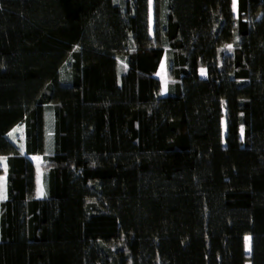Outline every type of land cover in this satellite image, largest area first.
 <instances>
[{
  "label": "trees",
  "instance_id": "trees-1",
  "mask_svg": "<svg viewBox=\"0 0 264 264\" xmlns=\"http://www.w3.org/2000/svg\"><path fill=\"white\" fill-rule=\"evenodd\" d=\"M236 10L0 0V264H264V0Z\"/></svg>",
  "mask_w": 264,
  "mask_h": 264
},
{
  "label": "rangeland",
  "instance_id": "rangeland-1",
  "mask_svg": "<svg viewBox=\"0 0 264 264\" xmlns=\"http://www.w3.org/2000/svg\"><path fill=\"white\" fill-rule=\"evenodd\" d=\"M235 13H237V10H236V0H235ZM203 69V68H202ZM202 69H200V76L201 77H205L206 76V70L205 69H203L204 70V74L202 75L201 74V70ZM157 77L162 81V84H163V93H165L166 92V89H167V85H168V83H169V81H170V77H169V72H168V68H167V63H166V59H164L163 61H162V63H161V65H160V68H159V71H158V74H157ZM14 136H18V142L19 143H24V133H23V128L20 126V127H18L15 131H14ZM14 138H16V137H14ZM40 160H43V159H40ZM43 163V162H42ZM43 164L40 166V168L38 169V171L40 172V173H42L43 174ZM42 184V183H41ZM42 188H43V186H42ZM246 245H250V240H248V241H246ZM246 251H247V253L249 254V247H246Z\"/></svg>",
  "mask_w": 264,
  "mask_h": 264
},
{
  "label": "crops",
  "instance_id": "crops-1",
  "mask_svg": "<svg viewBox=\"0 0 264 264\" xmlns=\"http://www.w3.org/2000/svg\"><path fill=\"white\" fill-rule=\"evenodd\" d=\"M163 93V90H162ZM164 95L166 94L163 93ZM43 159L42 156H32L31 160L33 161L34 165H35V169H36V197L38 199H41L44 195V190L42 188V173H40L38 171V169L40 168V166L43 164ZM5 176L2 177L1 179V188H0V199H4L5 197Z\"/></svg>",
  "mask_w": 264,
  "mask_h": 264
},
{
  "label": "snow or ice",
  "instance_id": "snow-or-ice-1",
  "mask_svg": "<svg viewBox=\"0 0 264 264\" xmlns=\"http://www.w3.org/2000/svg\"><path fill=\"white\" fill-rule=\"evenodd\" d=\"M233 2H234V5H235V0H233ZM228 47L231 48V45H228ZM201 74L202 75L204 74V70L203 69L201 70ZM241 131L243 132V126L241 127ZM245 240L248 241V240H250V238L249 237H245ZM246 247H249V246L246 245ZM249 250H250V248H249Z\"/></svg>",
  "mask_w": 264,
  "mask_h": 264
}]
</instances>
